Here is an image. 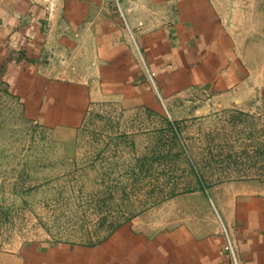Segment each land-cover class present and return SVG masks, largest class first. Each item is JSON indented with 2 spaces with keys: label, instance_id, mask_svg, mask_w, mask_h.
I'll return each instance as SVG.
<instances>
[{
  "label": "crops",
  "instance_id": "0c3cea01",
  "mask_svg": "<svg viewBox=\"0 0 264 264\" xmlns=\"http://www.w3.org/2000/svg\"><path fill=\"white\" fill-rule=\"evenodd\" d=\"M0 81L63 143L110 101L181 117L264 105V0H0ZM0 264H264V184H216L94 248L22 243Z\"/></svg>",
  "mask_w": 264,
  "mask_h": 264
},
{
  "label": "rangeland",
  "instance_id": "374dc122",
  "mask_svg": "<svg viewBox=\"0 0 264 264\" xmlns=\"http://www.w3.org/2000/svg\"><path fill=\"white\" fill-rule=\"evenodd\" d=\"M264 184V105L181 117L116 101L87 111L63 143L25 116L0 81V250L94 248L182 195Z\"/></svg>",
  "mask_w": 264,
  "mask_h": 264
},
{
  "label": "built area",
  "instance_id": "2783aa9c",
  "mask_svg": "<svg viewBox=\"0 0 264 264\" xmlns=\"http://www.w3.org/2000/svg\"><path fill=\"white\" fill-rule=\"evenodd\" d=\"M109 1L114 3V5H116L118 3V0H109ZM149 76L152 77L153 73H149ZM223 250L225 252L231 253V246H230L229 242H226V244L223 246Z\"/></svg>",
  "mask_w": 264,
  "mask_h": 264
}]
</instances>
